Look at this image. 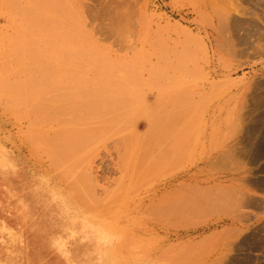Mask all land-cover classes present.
I'll use <instances>...</instances> for the list:
<instances>
[{"label": "rangeland", "instance_id": "rangeland-1", "mask_svg": "<svg viewBox=\"0 0 264 264\" xmlns=\"http://www.w3.org/2000/svg\"><path fill=\"white\" fill-rule=\"evenodd\" d=\"M4 133L120 264H264V0H0Z\"/></svg>", "mask_w": 264, "mask_h": 264}, {"label": "clouds", "instance_id": "clouds-1", "mask_svg": "<svg viewBox=\"0 0 264 264\" xmlns=\"http://www.w3.org/2000/svg\"><path fill=\"white\" fill-rule=\"evenodd\" d=\"M121 240L70 206L0 134V264H120Z\"/></svg>", "mask_w": 264, "mask_h": 264}, {"label": "bare ground", "instance_id": "bare-ground-1", "mask_svg": "<svg viewBox=\"0 0 264 264\" xmlns=\"http://www.w3.org/2000/svg\"><path fill=\"white\" fill-rule=\"evenodd\" d=\"M262 150H263V148L260 149V151L258 152V154H261L262 153Z\"/></svg>", "mask_w": 264, "mask_h": 264}]
</instances>
